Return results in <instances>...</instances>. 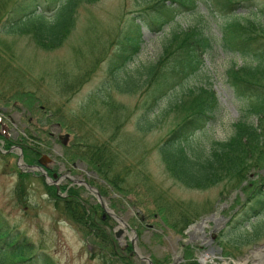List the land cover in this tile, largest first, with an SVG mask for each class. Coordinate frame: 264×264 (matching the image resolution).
<instances>
[{
  "label": "rangeland",
  "instance_id": "1",
  "mask_svg": "<svg viewBox=\"0 0 264 264\" xmlns=\"http://www.w3.org/2000/svg\"><path fill=\"white\" fill-rule=\"evenodd\" d=\"M1 1L4 7L0 8V218L5 225L25 235L37 252H46L56 264H116L93 248L87 241L89 237L85 238V233L65 216L63 210H56L44 189L43 181H47L60 188L75 186L86 206L99 205L95 218L101 212L104 219L109 217L105 219L104 229L120 246L130 242L134 230L139 254L152 263L173 256L174 250L175 255L184 257L178 248H174L177 233L158 214L162 204L171 206L174 213L185 209L189 218L195 217L192 224L214 214V221L221 228L215 231L213 252L206 251L207 247L201 248L199 239L193 242L195 257L205 254V264H255V253L264 250V238L248 243L247 222H237L238 217L232 222L219 219L231 218L235 209L247 205L257 190L255 185L244 192L238 190L231 194L224 192L222 183L205 190L191 189L165 171L158 145L171 127L173 113L162 117V107L167 101L174 100L179 90L163 102L162 99L157 102L150 112L154 123L151 129L138 130L139 116L151 106L146 89L120 93L113 87L112 77L121 63L117 56L128 30L130 36L135 37L132 24L140 14L149 13L158 0L80 2L73 29L61 45L53 49H43L35 43L27 21H20L11 28L12 20L8 14L17 0ZM62 1L36 0L30 10L51 16L50 10ZM20 12L17 8L14 15ZM230 19L264 21V0H243L240 9L232 14H214L203 0H199L193 11L178 15L175 22L159 30L142 22L140 39L137 35L131 39L132 44L139 45V51L125 63L127 70L154 62L175 29L195 24L213 36L215 46L205 57L200 72L191 78V83L211 87L217 98V114L203 131L191 137L194 143L208 144L211 140L229 138L235 131V124L246 115V102L229 83L227 69L233 64L255 65V62L222 48L218 41L220 24ZM126 46L130 49L128 44ZM82 77L83 81L78 85ZM111 118L117 120L118 128ZM248 119L257 122L255 117ZM65 137L67 146L63 147L61 141ZM8 140L13 141L11 146L6 142ZM18 142L35 150V162L24 160ZM88 143L105 146L106 153L114 158L115 170H126V190L111 189L92 169L84 153ZM20 152L23 163L28 165H37V159L45 154L51 172L72 177L81 175L79 178L94 188L102 199L82 183L74 184L68 178L51 182L46 177L43 180L38 169L20 168L17 164ZM74 152L76 155L72 156ZM19 170L35 175L28 181H21ZM259 173H264V167ZM259 178L253 174L255 181ZM17 182L21 186L27 184L24 197L20 198L21 193L16 191ZM101 188L105 191L103 194L99 191ZM56 192L61 196L66 194L62 190ZM109 212L123 218L126 225L121 226V221ZM204 225V232L211 233L213 220H206ZM119 228L122 229L119 234L122 243L115 238L114 232ZM190 230L193 229L190 227L185 232ZM208 234L206 238L209 239ZM133 260L136 264H146L139 257H133Z\"/></svg>",
  "mask_w": 264,
  "mask_h": 264
},
{
  "label": "trees",
  "instance_id": "2",
  "mask_svg": "<svg viewBox=\"0 0 264 264\" xmlns=\"http://www.w3.org/2000/svg\"><path fill=\"white\" fill-rule=\"evenodd\" d=\"M93 1L96 0H63L50 10L52 14L48 16L43 11L30 10L36 0H17L8 14L12 20L10 27L14 28L20 21H27L35 43L43 49H53L60 46L73 29L77 5L80 2ZM242 1L203 0L214 14L235 13L240 9ZM1 2L3 1L0 0ZM198 2L199 0H158L149 13L140 14L132 24L136 31L135 37L137 35L140 39L142 22L150 28L156 27L159 30L175 22L178 15L193 11ZM3 7L4 2L0 4V8ZM17 8L21 12L15 16ZM219 30L218 41L220 40L223 49L238 52L243 58L255 62V65L233 64L227 69L229 83L246 102L244 105L246 115L235 124V131L229 138L211 140L208 144L194 143L190 140L194 134L203 131L217 114V98L211 87L191 83V78L200 72L205 57L215 46L213 36L198 25L175 29L162 45V51L154 62L135 66L130 70L124 65L139 51V45L132 44L131 39L135 37L130 36L128 30L121 52L117 56V61L120 60L122 64L119 63V67L115 68L117 72L113 74L112 84L120 93H135L145 88L150 96V110L139 116L136 123L138 130L151 129L154 123L150 112L157 102L161 99L163 102L175 90H179V95L174 100L167 101L162 107V117L173 113L171 127L158 145L165 171L177 182L191 189L205 190L222 183L225 187L224 192L231 194L239 189L244 192L251 185H255L257 190L247 205H240L233 215V221L238 217L237 222L249 224L247 241L255 243L264 238V173H259L264 167V21L247 19L243 22L230 19L222 22ZM127 44L130 49L127 48ZM82 81L83 77L82 80H78V85ZM249 117H255L257 122L250 121ZM111 119L112 123L117 124L115 118ZM114 126L118 128V124ZM6 142L11 146L10 140ZM91 143L87 144L84 153L92 169L111 189L118 192L126 190L128 179L126 170L116 171L114 158L106 153L107 148ZM20 145L24 152V160L29 163L35 162L33 157L35 150L33 151L31 146ZM75 153H72V156H75ZM253 174L260 178L255 181ZM33 175L35 174L31 172L20 170L18 172L21 181H28L27 179ZM17 184L16 191L21 193L20 198L24 197L27 184L23 183V186L20 182ZM43 185L56 210H63L65 216L85 233V238L89 237L87 241L93 248L104 253L107 259L114 260L116 264H136L131 243L120 246L104 229L107 222L105 219L109 217L106 216L104 219L101 212L95 218L99 205L86 206L79 197V189L76 187L67 189L66 186H62L60 190L66 191V194L61 196L56 192L55 186L44 181ZM99 191L101 194L105 192L102 188ZM172 210L171 206L161 204L158 214L174 232L182 234L187 226L193 223L195 217L189 218L185 209L180 213H174ZM195 216H198V213ZM254 219L256 220L253 221ZM153 263L158 264L155 261ZM0 264L56 263L46 252H37L25 235L8 228L0 218ZM190 264L197 263L192 261Z\"/></svg>",
  "mask_w": 264,
  "mask_h": 264
},
{
  "label": "flooded vegetation",
  "instance_id": "3",
  "mask_svg": "<svg viewBox=\"0 0 264 264\" xmlns=\"http://www.w3.org/2000/svg\"><path fill=\"white\" fill-rule=\"evenodd\" d=\"M55 140H58V139H55ZM11 142H13L12 140H10ZM19 143V142H18ZM61 143H62V146L64 147V146H67V138L65 137L64 139H62V141H61ZM19 144H21V143H19ZM14 146H12V148H13ZM11 148V149H12ZM1 150V149H0ZM46 159H49V158H44V161H45V166L44 167H46V173L48 174V176L49 177H51V178H53L54 179V181H61L62 180V178H68L69 180H71V182L72 183H74V184H81V183H78V181L79 180H82L83 178H79L81 175H79L78 177H72V176H69V175H67V174H60V175H57L56 173H54V172H51V169L47 166V163H46ZM50 171V172H49ZM39 172V175L41 176V177H43L42 179L44 180L45 179V177H44V175H42V173H41V171H38ZM56 179V180H55ZM74 180H76V182L74 181ZM45 182V181H44ZM48 185H50L48 182H46ZM56 187V190H60V187H57V186H55ZM66 187H67V189L69 188V187H75V186H67L66 185ZM219 219H222L223 220V222H224V220L225 219H223L222 217H220ZM227 220H231V222H232V216H231V218H229V219H227ZM189 226L190 225H188L187 226V228L189 229ZM205 226V225H204ZM186 228V229H187ZM221 227L220 226H217V223H216V221H214L213 220V228H212V232L210 233V232H204V230L202 229V231H198L197 233H194V234H192V236H189V232L191 231H188V232H185L186 231V229L184 230V232L182 233V234H180V233H177L175 236H174V243H175V249H179L180 250V252H182L183 254H184V257H183V259H182V257L180 256V255H175V254H177L176 253V251L174 250L173 251V256H171V257H163L162 259H160L159 261H158V264H190V262H192V261H195L197 264L199 263L200 264V259H198V257L196 256L195 257V248L193 247V242L195 241V240H197V239H199V242H200V247L201 248H203V247H207L208 249L206 250V251H210V252H213V249H211V247H212V244L213 243H215L216 242V238H215V236L217 235L216 234V232L215 231H218V229H220ZM187 229V230H188ZM209 233V234H208ZM206 234H208L209 236H210V238L208 239V238H206ZM159 235V234H158ZM184 236H186L185 238H184ZM199 236V237H198ZM136 238V237H135ZM179 241H182L181 243H179L178 244V242ZM130 243H131V240H130ZM222 245V247H223V244H221ZM131 246H132V254H133V257H139V256H141L140 254H137V251H135V246H136V244H135V239H134V245L131 243ZM138 249V248H137ZM220 250V249H219ZM224 250V249H223ZM139 251V250H138ZM191 255H193L194 256V258H189V257H191ZM201 255H204V254H200V256ZM178 256H180L181 258H177ZM199 256V257H200ZM142 257V256H141ZM140 258V257H139ZM185 258H187V259H185ZM142 261H145L144 259H142V258H140ZM178 259L182 262V263H180V261H178ZM194 259V260H193ZM145 263H146V261H145Z\"/></svg>",
  "mask_w": 264,
  "mask_h": 264
},
{
  "label": "water",
  "instance_id": "4",
  "mask_svg": "<svg viewBox=\"0 0 264 264\" xmlns=\"http://www.w3.org/2000/svg\"><path fill=\"white\" fill-rule=\"evenodd\" d=\"M19 148V147H18ZM19 150H21L20 148H19ZM22 153L20 152L19 153V157H18V162H17V164H18V166L20 167V168H27V171H32V170H35V169H38V170H40L41 172H42V174H44L45 176H46V178L47 179H49V181H51V182H54V179L53 178H51V177H49L48 176V174L46 173V171L44 170V166H45V162H44V158L46 157V155L45 154H42V156L41 157H39L38 159H37V162H38V164L37 165H28V164H26V163H23V161H22ZM75 182H76V180H74ZM49 183V182H48ZM78 183H82V184H84L87 188H89V189H91V190H93V191H95L96 192V190L94 189V188H92L90 185H88L84 180H79L78 181ZM97 193V195H98V197L100 198V199H102V197L98 194V192H96ZM112 216H114L117 220H119V221H121L122 222V224H124V225H126V223H125V220L123 219V218H121V217H118V216H116L115 214H112L111 212H109ZM206 219H209V220H214L213 219V215H211V216H209V217H207V218H203L202 220H201V222H197L196 224H194L192 227L194 228V229H196V228H200L201 230L200 231H202V228H203V223L202 222H204ZM226 220V219H225ZM195 231V230H194ZM194 231H190L189 232V236H192V234H194ZM133 232H134V230H133ZM115 233V238L117 239V240H119V243H122V242H120V239H119V234L120 233H122V229H118V231H115L114 232ZM135 237H136V235H135V233L133 234V236H132V238L130 239L131 240V243L134 245V239H135ZM135 248V251H137V254H139V251H138V249H137V247L135 246L134 247ZM263 249H264V247H263ZM140 258H142V259H144L145 261H146V264H152V262H151V260L149 259V258H147V257H141V256H139Z\"/></svg>",
  "mask_w": 264,
  "mask_h": 264
},
{
  "label": "bare ground",
  "instance_id": "5",
  "mask_svg": "<svg viewBox=\"0 0 264 264\" xmlns=\"http://www.w3.org/2000/svg\"><path fill=\"white\" fill-rule=\"evenodd\" d=\"M219 218V217H218ZM205 224V222H204ZM121 226H125L124 224H122L121 222ZM201 229L198 227L196 228V232L200 231ZM255 257H256V263L255 264H264V250L262 251H258L257 253H255ZM198 259H202L203 264H205L206 261V255H201V258L198 257ZM245 259V258H244ZM201 261V260H200ZM201 261V262H202ZM254 262V261H253ZM236 264H240V263H236Z\"/></svg>",
  "mask_w": 264,
  "mask_h": 264
}]
</instances>
